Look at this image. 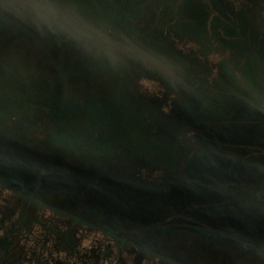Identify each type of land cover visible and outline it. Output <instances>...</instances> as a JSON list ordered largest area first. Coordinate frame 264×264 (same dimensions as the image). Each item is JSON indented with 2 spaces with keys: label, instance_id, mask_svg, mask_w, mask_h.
I'll list each match as a JSON object with an SVG mask.
<instances>
[{
  "label": "flooded vegetation",
  "instance_id": "flooded-vegetation-1",
  "mask_svg": "<svg viewBox=\"0 0 264 264\" xmlns=\"http://www.w3.org/2000/svg\"><path fill=\"white\" fill-rule=\"evenodd\" d=\"M57 1L95 21L97 33L63 18L48 28L42 17L38 26L35 14L0 0V264H197L181 235L195 220L142 210L130 198H94L87 187H47L29 171L19 178V164L30 149L110 180L135 181L134 171L151 167L150 182L165 180L167 168L182 171L204 132L186 120L189 102L218 96L215 110L233 117L237 101L252 100L249 90L264 89V0ZM129 40L183 68H159ZM127 104L142 110L127 113ZM132 117L170 120L149 131L153 143L164 138L167 162L139 153L138 133L147 131L125 130ZM10 158L18 164L3 161Z\"/></svg>",
  "mask_w": 264,
  "mask_h": 264
},
{
  "label": "water",
  "instance_id": "water-1",
  "mask_svg": "<svg viewBox=\"0 0 264 264\" xmlns=\"http://www.w3.org/2000/svg\"><path fill=\"white\" fill-rule=\"evenodd\" d=\"M89 1L80 0L82 3ZM1 2L14 12H32L38 26L43 17L48 28L53 26L51 21L55 18L66 19L70 25L78 27L82 32L97 33L99 27L95 21L63 6L57 0ZM126 45L131 50L152 58L161 69L183 68L181 61L140 41L129 40ZM192 92L189 91L190 94ZM263 93V88L249 90L248 95L252 100H245L247 103L237 101V112L232 117L230 111L220 116V112L215 110L219 104L218 96L211 98L212 101H200L193 92L191 95L200 103L189 102L190 115L186 120L196 125V128L204 130L195 137L194 143V146L201 149L197 148L189 159L190 165L182 171L176 173V167L167 168L168 174L162 176L165 180H145V175L157 176L154 175L155 167L149 168L147 174L140 173L137 176L134 171L131 176L137 178L135 181L110 180L103 174H95L84 167L59 163V159L53 154L43 153L32 157L33 152L30 149L26 150L30 152L28 158L23 156L26 166L19 164L24 170L17 176L25 179L29 171L33 182L40 181L47 187H81L77 191L87 187L88 193L94 198H130V202L142 205V210H155L164 215L180 212L184 218L195 220L187 222L189 224L183 223L181 235L185 243L191 242L189 247H185V253L193 257L197 264H264ZM204 105L207 106L206 109ZM124 108L125 112L134 115L142 110V106L136 104H127ZM214 118L218 120L215 121ZM170 125V120L164 117L145 121L137 117L124 120L125 130L145 128L147 131L138 133L137 140L142 145L139 153L163 162L169 160L165 158L169 153L166 142L159 137L153 143L149 131L155 127L160 132ZM173 145L179 148L180 142L173 141ZM176 155V151L172 152L174 162L177 161ZM3 161L11 165L18 164L13 163L16 158ZM113 184L122 186L125 191L119 194L113 190Z\"/></svg>",
  "mask_w": 264,
  "mask_h": 264
},
{
  "label": "clouds",
  "instance_id": "clouds-1",
  "mask_svg": "<svg viewBox=\"0 0 264 264\" xmlns=\"http://www.w3.org/2000/svg\"><path fill=\"white\" fill-rule=\"evenodd\" d=\"M143 83H144V84H146V83H147V81H146V80H144V81H143ZM146 264H147V262H146Z\"/></svg>",
  "mask_w": 264,
  "mask_h": 264
}]
</instances>
